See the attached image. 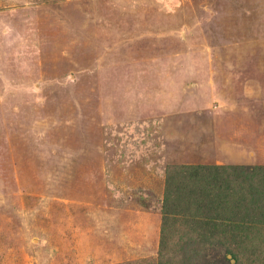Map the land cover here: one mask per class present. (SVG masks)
Returning <instances> with one entry per match:
<instances>
[{"label":"rangeland","instance_id":"374dc122","mask_svg":"<svg viewBox=\"0 0 264 264\" xmlns=\"http://www.w3.org/2000/svg\"><path fill=\"white\" fill-rule=\"evenodd\" d=\"M198 164L264 214V0H0V264H212Z\"/></svg>","mask_w":264,"mask_h":264},{"label":"trees","instance_id":"16d2710c","mask_svg":"<svg viewBox=\"0 0 264 264\" xmlns=\"http://www.w3.org/2000/svg\"><path fill=\"white\" fill-rule=\"evenodd\" d=\"M249 172L257 176L259 184L264 186V166L250 169ZM180 176L184 177V193L188 192V200H184V205L179 201L175 204L166 201L165 224L192 217L200 229V236H214L225 250L214 257L212 264L264 262V251L261 252L258 247H245L254 239V230L264 227V214L247 213L243 199L234 200L238 183L231 179L232 169L212 164L188 165ZM212 195L214 199L204 200ZM192 196L195 198L192 199ZM255 204V207L260 208ZM208 210L215 211L208 213ZM176 213L181 214L178 219L174 216ZM230 253L236 259L235 262L228 256Z\"/></svg>","mask_w":264,"mask_h":264}]
</instances>
